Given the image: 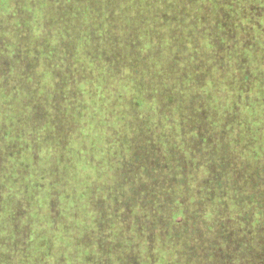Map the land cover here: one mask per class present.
<instances>
[{
    "label": "trees",
    "instance_id": "trees-1",
    "mask_svg": "<svg viewBox=\"0 0 264 264\" xmlns=\"http://www.w3.org/2000/svg\"><path fill=\"white\" fill-rule=\"evenodd\" d=\"M0 17V264H264V0Z\"/></svg>",
    "mask_w": 264,
    "mask_h": 264
},
{
    "label": "rangeland",
    "instance_id": "rangeland-1",
    "mask_svg": "<svg viewBox=\"0 0 264 264\" xmlns=\"http://www.w3.org/2000/svg\"><path fill=\"white\" fill-rule=\"evenodd\" d=\"M0 19H2L1 17H0ZM3 23V22H2ZM1 30H2V28H1ZM1 33H2V31H1ZM0 41H3V42H5V38H3L2 37V39H0ZM7 50H8V48H6ZM6 49H5V52H6ZM8 77V76H7ZM0 106L2 107V104H0ZM1 111L3 112L4 111V108H1ZM1 117V116H0ZM0 123H1V125H0V131H1V128H3L4 127V123H5V121H4V119L2 118V119H0ZM6 142H5V140L4 139H0V145H3V144H5ZM99 205H103V200L101 199V198H99ZM50 204H53V211H54V216H55V221H54V219H53V222L56 224V221L58 220V223L59 222H61V223H66V221H67V219L65 218V217H63V216H61L60 215V212L62 211L61 210V207L59 208V206H60V202H59V200H52L51 201V203ZM67 209V208H66Z\"/></svg>",
    "mask_w": 264,
    "mask_h": 264
}]
</instances>
